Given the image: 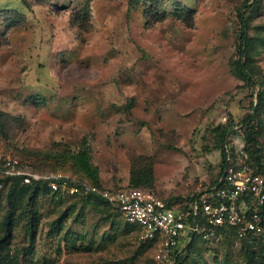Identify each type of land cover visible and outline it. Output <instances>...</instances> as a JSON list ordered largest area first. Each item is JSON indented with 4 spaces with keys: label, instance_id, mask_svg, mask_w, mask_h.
<instances>
[{
    "label": "rangeland",
    "instance_id": "obj_1",
    "mask_svg": "<svg viewBox=\"0 0 264 264\" xmlns=\"http://www.w3.org/2000/svg\"><path fill=\"white\" fill-rule=\"evenodd\" d=\"M244 4L0 0V151L93 184L74 159L83 154L107 189L130 186L131 160L142 156L154 182L140 187L172 201L203 192L224 149L245 151L242 120L264 92V1L245 13L243 56L262 84L235 65ZM234 239L198 241L180 264H249ZM0 250L9 264H156V244L111 205L10 185L0 195Z\"/></svg>",
    "mask_w": 264,
    "mask_h": 264
},
{
    "label": "built area",
    "instance_id": "obj_2",
    "mask_svg": "<svg viewBox=\"0 0 264 264\" xmlns=\"http://www.w3.org/2000/svg\"><path fill=\"white\" fill-rule=\"evenodd\" d=\"M245 151L227 155L224 172L190 201H168L153 189H107L63 171H43L30 162L0 151V194L10 181L41 183L52 193L85 198L97 195L120 210L141 236L156 244V264H173V257L191 243L209 248L225 242V229H235L237 245L264 257V159L256 168ZM197 240V241H196Z\"/></svg>",
    "mask_w": 264,
    "mask_h": 264
},
{
    "label": "trees",
    "instance_id": "obj_3",
    "mask_svg": "<svg viewBox=\"0 0 264 264\" xmlns=\"http://www.w3.org/2000/svg\"><path fill=\"white\" fill-rule=\"evenodd\" d=\"M263 1L264 0H245L244 8H246V11L243 12V14L241 15V20H242L244 29H243V31L241 33V37H240V45H239V52H238L239 58L235 62V65H236L237 69L239 70V72L244 76H248L251 82H253L254 84H258V85H261L262 82H259V80L256 79L257 78V72L255 71V68L252 66H249L247 63L243 62V56L245 55V53L247 54V51L249 48V42H250L247 31H246L247 26H248V20L246 18L245 13H247V9H250L251 7L256 5L257 3H260ZM84 13H85V11H84ZM83 15H90V12L89 13L86 12ZM78 20H79V18H78ZM251 110L253 112L247 114L244 117V119L242 120V125L248 127V130L246 131V136L248 137V140L246 142L245 152L249 156V162H254L255 165L253 167L256 168L260 165L261 161L264 159L263 151L256 146L258 139L263 132L262 113L264 111V92L262 89H260L259 94H258V102L256 104L254 102L251 104ZM1 114L2 113L0 112V118H1ZM227 125H228L227 127H223V129H222V137H223L224 141L226 140L227 134L231 131V128L234 127V124L231 122H227ZM222 155H223V162H222L223 166L221 168L220 175L223 174L225 166L227 164L228 152L224 149ZM230 155L235 159L237 158V153L236 154L233 153ZM74 159L80 164L81 168L85 172H87L88 175L92 178V180L94 181L92 183L101 186L100 180L97 176V171L91 167L89 162L86 160L85 156L83 154L78 153V154L74 155ZM131 161H132L131 184L129 187H140L141 185H152L154 182V175H153V166H152L150 159L142 157V156H137V157L133 158ZM52 171H58V170H52ZM80 180L85 181L83 179H80ZM85 182H87V181H85ZM7 183H8L7 186L10 185L11 189L20 188L24 191L28 190L34 195L37 194L38 192L42 191V190H45L47 192H51L47 186H45L41 183H34L31 185H27V184H24L21 180H17V179H14V180L10 181V183L9 182H7ZM53 194H55L57 196H65V195H60V194H56V193H53ZM67 197L82 201L86 204H91L93 202H103L105 204L110 205L106 200H104L103 198H101L100 196H97V195H91V196H88L85 198H80V197H76V196H67ZM187 200H190V198ZM5 224L7 226L11 225L12 224L11 219L6 220ZM235 233H236L235 229L226 228L225 229V242L224 243H228L231 240H233L235 237ZM192 244H194V242L191 243L190 245H188L187 247L190 248ZM242 251H243V254L245 255L247 262L249 264L255 263L256 261H261V263L264 262V257L256 255L255 252L250 250L246 245H242ZM8 257L9 256L4 254L0 250V264H9L8 261H6V260H8ZM183 259H184L183 254H181V252L176 254L175 259H174V261H175L174 264H180L181 260H183Z\"/></svg>",
    "mask_w": 264,
    "mask_h": 264
},
{
    "label": "crops",
    "instance_id": "obj_4",
    "mask_svg": "<svg viewBox=\"0 0 264 264\" xmlns=\"http://www.w3.org/2000/svg\"><path fill=\"white\" fill-rule=\"evenodd\" d=\"M168 201H172V200H168ZM181 201H184V202H186V201H190V200H181Z\"/></svg>",
    "mask_w": 264,
    "mask_h": 264
}]
</instances>
